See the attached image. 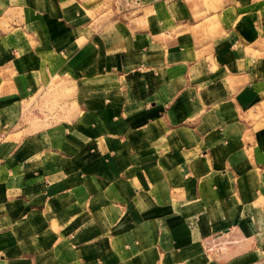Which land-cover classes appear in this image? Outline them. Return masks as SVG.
Returning a JSON list of instances; mask_svg holds the SVG:
<instances>
[{"label":"crops","instance_id":"1","mask_svg":"<svg viewBox=\"0 0 264 264\" xmlns=\"http://www.w3.org/2000/svg\"><path fill=\"white\" fill-rule=\"evenodd\" d=\"M97 1L0 0V264H264L262 10Z\"/></svg>","mask_w":264,"mask_h":264},{"label":"rangeland","instance_id":"2","mask_svg":"<svg viewBox=\"0 0 264 264\" xmlns=\"http://www.w3.org/2000/svg\"><path fill=\"white\" fill-rule=\"evenodd\" d=\"M244 2L247 7H256L258 9H261L263 14L262 18H264V0H244ZM96 4L99 5V10L97 11V13L103 16L105 14L111 13L112 8H114L115 6H117V4L120 3L119 0H99L96 2ZM55 101H57L56 98L53 99L51 108L56 107ZM38 111V115H42L44 112L42 109H40L39 112ZM55 114L56 112H54V118L57 117L55 116Z\"/></svg>","mask_w":264,"mask_h":264}]
</instances>
